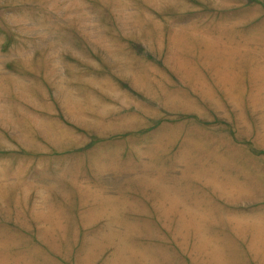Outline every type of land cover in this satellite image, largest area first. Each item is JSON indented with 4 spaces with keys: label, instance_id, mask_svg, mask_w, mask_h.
Instances as JSON below:
<instances>
[{
    "label": "rangeland",
    "instance_id": "374dc122",
    "mask_svg": "<svg viewBox=\"0 0 264 264\" xmlns=\"http://www.w3.org/2000/svg\"><path fill=\"white\" fill-rule=\"evenodd\" d=\"M0 264H264V0H0Z\"/></svg>",
    "mask_w": 264,
    "mask_h": 264
}]
</instances>
